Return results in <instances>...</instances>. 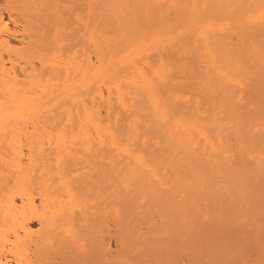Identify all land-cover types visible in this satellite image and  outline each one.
I'll use <instances>...</instances> for the list:
<instances>
[{
	"label": "bare ground",
	"instance_id": "1",
	"mask_svg": "<svg viewBox=\"0 0 264 264\" xmlns=\"http://www.w3.org/2000/svg\"><path fill=\"white\" fill-rule=\"evenodd\" d=\"M262 125L264 0H0V264L176 263L186 201L262 181Z\"/></svg>",
	"mask_w": 264,
	"mask_h": 264
},
{
	"label": "rangeland",
	"instance_id": "2",
	"mask_svg": "<svg viewBox=\"0 0 264 264\" xmlns=\"http://www.w3.org/2000/svg\"><path fill=\"white\" fill-rule=\"evenodd\" d=\"M243 87L245 88L246 86L243 85ZM242 98H243L242 102L245 103L246 104L245 106L247 107L249 105V101L246 100V96H243V94H242ZM242 118H243V116H242ZM240 120L243 121V119H240ZM254 126L257 127L256 125H254ZM262 127H264V125H262ZM253 129L254 130H259L260 128H253ZM251 173H249L248 175L243 177V180H241V181H243V183L241 182L242 183V188H245V189H240L242 191L235 190L236 192L234 193V191L230 192L228 190L222 189V190H220V192H218V194L217 193L215 194V197H213V198L209 197V200H208V198L205 197L206 196L205 192H202L203 190L201 189L200 192H202L201 193L202 197L201 196H199V197L197 196L198 199L195 198L193 200V201H195V203L193 202L194 203L193 204L194 207L190 206V204H189L190 200H189V202L186 201V203H188L187 206L189 205L190 207H192L190 209V207L188 208L185 205L186 208H187L186 210L188 211V213L190 211H192V209L194 210L189 215L187 213V215L189 217L192 215V217H190L189 219L191 220L194 216L196 217V218L194 217L195 219L193 218L194 220L192 219L193 221H190V223L187 222V220L189 221V219H188V216H186V215L185 216L187 218H186L185 221H183L185 219V216H183L182 213H179L177 208H175V209L173 208L174 209L173 211L177 210L174 213L170 207L166 208V207H163V206L162 207L160 206V207L157 208V216L155 215L156 213H153L154 216H152L153 215L152 214L151 215L152 218L150 220L148 219L147 221H146V219L142 218L143 215H141V214L139 215V217H138V215L134 216L135 218H133V221H132L131 217L130 218H126V221H125L124 220L125 218L124 219L121 218L122 215L120 213H122V211L119 213L120 216H116L115 215L116 217L119 218V220L116 217H115V219L118 220V221H120V220L123 221L124 220L126 222V223L122 222L124 224H127V222H128L127 220L130 219L132 222H134L133 223V226H134V224L135 225L137 224L136 221L139 220V219L137 220V218H140V216H141L143 225H144V222H145V226H146V227L142 226L141 230L143 229L144 232H145V230L148 231V229L152 227V226H150L151 224H153V227H155V228L158 225L162 226L163 223H164V225H166V224H169L168 217L171 216L173 220L175 218H176L175 220H178L177 218L178 217L181 218L179 216V214H181L182 215V218H181L182 222L181 223H180V219L178 220V222L174 220L175 221L174 224L175 223L178 224V225H175L176 227L178 226V228L180 230L183 229L184 230L183 232H185L184 226H183V228H180L182 226L181 224H184V222H185V224H184L185 227L187 226L186 228H188L189 224H190V226H192V224H194L195 226L193 225L194 227H192V229H190L191 227H189L187 229V231L189 229L191 231V233H190V231H188V233L186 231V233L189 234L188 236H186L187 234L184 235V233L182 232L183 235H182V233H180V237L179 236L176 237L177 240L174 241V243L178 247V251L181 253L180 250L181 249H183V250L185 249L184 251H182V253L186 251L187 253L186 252L185 253L187 255H185V253L180 255L182 257L179 256L178 259H175L176 263L174 262V264H222V263L223 264L224 263L225 264H264V185L261 183L264 180V177H263V179H261L262 181L259 182L260 181L259 175H257L255 172L252 173V174ZM255 174H256L257 177L254 176ZM257 178H258V181H257ZM255 182H258L260 184L255 183ZM259 185H260V188H258ZM204 191H205V189H204ZM199 195H200V193H199ZM203 195H205V196H203ZM217 196H218V198H217ZM223 199H224V201H223ZM177 200H176V197H175L174 202H176ZM191 202H192V200H191ZM191 205H192V203H191ZM140 206L142 207V205H139V207ZM141 207L137 208L135 206V208L138 209L139 213H143V214H144L145 210L147 211L148 209H151L147 205H146V207H148L147 209H146L145 205L143 206L145 209L143 207L142 208ZM135 208L133 207V209H135ZM119 209L122 210V207L117 209L118 211H116V214H118ZM141 209L142 210L144 209V212ZM214 210L216 212V215L212 214L214 212ZM138 211L135 210V211H131V212H135L137 214ZM167 212H170L171 215L170 214L167 215ZM176 212L179 213L178 217H177V215L175 217L173 216L174 214H177ZM193 212L196 215H194ZM217 212H218V214H217ZM218 215H219V217H218ZM151 216H149V218ZM134 219H136V220L134 221ZM153 219H155V220H153ZM166 221H167V223L165 224ZM117 222H115V224ZM142 222L138 221V223H141V224H142ZM122 223H121V225H122V227L125 226L123 228L125 230V228L129 226V224L126 226V225H124ZM141 224H139V225L141 226ZM119 225H120V223H119ZM119 225L116 226L117 228L115 227L116 230H118L119 228L122 229V227L119 226ZM147 225L150 226V227H148ZM203 225H205V226H203ZM130 226H132V224H130ZM133 226H132V228H133ZM140 226H138V227H140ZM135 227H136V229L139 230V228H137V225ZM147 227H148V229H146ZM160 227H157V228H160ZM128 229H129V231L131 230V232H133L132 230H135V232L137 231L136 232L137 234L138 233L142 234V232H143V230H142V232H139L138 230H136L134 228L133 229L128 228ZM128 229L126 228L125 232L124 231L122 232V230H118V231H121L119 233H122V234L125 233L124 235L127 236L126 233H127ZM154 230L157 231V229H154ZM154 230L152 229L153 232H154ZM118 231H116V233ZM129 231H128V233H129ZM153 232H150L147 235L152 234ZM145 233H147V232H145ZM145 233L142 234V235H145ZM133 234H135V233H133ZM118 235H120L122 237H124V235H121V234L117 233L116 236H115L116 237V242L118 243V244H116V246H117L116 248H118V250L117 249L116 250H117V252H120L121 250H125L128 247L126 246V248L124 247L125 249H123V246L125 244L124 245L122 244L123 246L120 245V248H121V246H122V248L119 250V247H118L119 243L121 241H123L124 238L122 239L119 236V238L121 239L120 242H119V240H117ZM129 235H131V233H129L127 237L125 236L126 237L125 238L126 241L129 239L128 238ZM142 235L138 234V236L136 237V234H135V236H133V237L136 240H139L138 238L140 237L142 242L144 243V244L142 243V245H145V243L148 242V241H146L147 239L145 240V238H143ZM147 235H145L144 237L147 238L148 237ZM150 236L151 235H149V237ZM133 237H132V240L128 241V244H129L128 246H130V244L134 240ZM141 240H140V242H141ZM126 241L122 242V243H126L127 244ZM135 242L136 241L134 240L133 246L136 247V246L140 245L139 246L140 248L138 247L139 250L141 248H143V247H141V243L140 242H138L139 245H136L137 242H136V244H135ZM131 248L132 247L127 249V252L128 251L131 252ZM133 248H132V251H135V252H138V253L141 252V251H138L137 248H136L137 250H134ZM179 248H180V250H179ZM135 252L134 253L131 252V255L134 256ZM119 254L116 253V256L118 257ZM122 254H123V251H122ZM135 255L136 256H134V257L131 256V259L135 258L137 260V262H138L140 260L139 254L136 253ZM141 255H142L141 257H145L146 258L145 261L147 259H149V260L153 259V258L147 257L146 255H144V253L141 254ZM117 257H116V259H117ZM121 257H122V255L119 256V258H121ZM127 257H129V254L127 255ZM136 257H138L139 259L136 258ZM128 260L131 261L130 262L131 264L134 262V261L132 262V260H130V258ZM142 260H144V259L141 258V261ZM157 260H158V258H157ZM141 261H140V264H142ZM153 261H155V259H153ZM153 261L151 260L150 262L149 261L148 262L152 263ZM137 262L134 263V264H137ZM144 263L146 264L147 262H144ZM119 264H121V263H119ZM165 264H167V262Z\"/></svg>",
	"mask_w": 264,
	"mask_h": 264
}]
</instances>
